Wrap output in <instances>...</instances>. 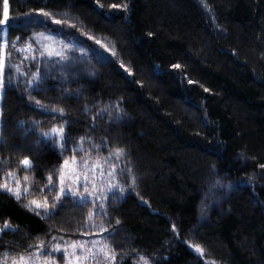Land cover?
<instances>
[{"label": "trees", "instance_id": "obj_1", "mask_svg": "<svg viewBox=\"0 0 264 264\" xmlns=\"http://www.w3.org/2000/svg\"><path fill=\"white\" fill-rule=\"evenodd\" d=\"M4 9L0 0V20ZM7 13L8 68L26 67L0 99L5 170L23 172L29 157L36 186L61 162L38 136L58 114L39 100L63 110L71 134L123 150L135 193L111 200L105 219L123 264H210L189 243L214 264H264V0H7ZM41 32L103 38L113 57L82 62L87 77L71 78L77 62H27L18 51ZM37 73L43 84L29 87ZM217 179L229 187L210 191ZM88 210L67 199L41 217L0 192V253L74 238Z\"/></svg>", "mask_w": 264, "mask_h": 264}, {"label": "rangeland", "instance_id": "obj_2", "mask_svg": "<svg viewBox=\"0 0 264 264\" xmlns=\"http://www.w3.org/2000/svg\"><path fill=\"white\" fill-rule=\"evenodd\" d=\"M4 15H5V9H4ZM6 34V29L4 30L3 37ZM47 34V33H46ZM79 35V34H78ZM34 36V35H33ZM32 36V37H33ZM80 36V35H79ZM81 40H83V44H78L76 40L67 39L65 36H58L53 34V38L50 39H43V44L46 47H41L40 44L36 42V40L32 39L29 43L32 44L33 49L35 51L29 52L24 51V60L27 62H33L36 61L40 64H47V63H58V64H64L66 61H61L58 57L53 55L51 58L48 57L47 52L49 50L55 52V51H63L64 54L67 55L68 60L72 62H77L78 66L83 62L86 67H91L90 65H93L96 61L108 57L112 58L113 53L110 51V45L105 41V39H88L86 36H80ZM99 41L100 43L97 44L96 42ZM5 42V39H3V43ZM28 44V43H27ZM67 44L68 48H64V45ZM26 44L23 46V49L25 48ZM18 52V51H16ZM43 53V56L41 55ZM25 55L28 56V59H25ZM6 59H5V68H4V81H5V87L11 85H14L15 83L18 84V78L21 74L22 69L20 67H26L22 62H19L18 65H10L8 68V55L5 53ZM35 56L36 59H32V57ZM85 66L79 67V70H76V67H73L72 73H65L66 76H69L71 78L76 77L78 75L85 76L88 75V72L85 70ZM84 67V69H83ZM19 69V70H18ZM77 72V73H76ZM82 74V75H81ZM12 75V76H11ZM13 78L11 82H9L10 78ZM87 77V76H85ZM80 82V81H79ZM78 83H76L75 86H77ZM81 83V82H80ZM43 83H39L37 87L41 86ZM4 87V88H5ZM36 87V86H35ZM3 89H0V99L2 96V93L4 91ZM34 107H36L39 110H42L40 106H37L36 103H32ZM46 111H50L53 113V110H49L46 107H44ZM118 107L114 106L112 109L113 116L117 118L119 116V119L124 120V115L122 114V111L120 109V112L117 113L116 109ZM44 111V110H42ZM58 114L59 111H56ZM58 122L52 126L51 128L47 130H41L38 133L39 139L49 142V144L55 149L57 154L61 156V162L60 164L53 169V172L49 175H46V177L43 179V182L40 183V185H36L34 183L33 176L31 172L26 169L23 172L19 170H13L8 171L5 170V168L0 164V183H8L10 187H12L14 190L17 187V181L20 184V189L24 193L20 199H17L12 193H9L7 191L0 190V192H5L13 196L15 199H17L19 202L23 204L29 211L33 212L34 214H37L41 217H47L51 215L59 205L63 204L65 200H69L72 204H79L71 195L69 194L66 198H63L62 203H58L56 201V195L60 191V184H59V176L61 174V165L64 163L65 160H68L69 164L67 169H64L66 175L69 173H72L73 171L76 173H81V170L85 169V166L87 165V168L92 170V174L96 178V182H100V175L103 172L104 173V179L106 182H109L107 180V172L112 170V165L115 164L116 166V176L113 181V183H118L122 185L125 189V192L123 195L119 193V191H115L113 193H109L107 198L103 201L104 203V209H100L98 207V202L94 201L91 197L88 198V202L84 203L85 205L89 206V211H93V217L92 220L86 221L84 228L78 233V235L74 238H62L55 240L52 244H43L42 248H38V245H41L39 243L36 248L28 253L23 255H17L12 256L7 252L0 253V264H13V260L17 261V264H20V257H24L23 264H44V260L51 256L52 259L56 261V264H65L64 254L63 251L59 253H51V248L55 244H60L61 248L65 246V242H69V244L72 241H88L89 246H91L90 242L92 240H97L102 243H107L109 246V239H108V233H101L100 232V225L103 224L105 228L108 229L106 224V208L108 206V203L111 200H118L121 201L123 198L131 193L134 194V186H133V180H131L128 168L124 155L120 158H116L115 151L113 149H109L107 145L104 142L101 143H93L88 140V137L85 135H74L71 134L67 130V120L65 118H61L59 115ZM61 125H66V139H67V148L63 152L61 151V146L59 143V138L55 139H45L40 134L44 132H51L53 128H59ZM83 138V139H82ZM74 148H78L79 150L73 151ZM75 158V159H73ZM107 159V162L106 161ZM100 167H97V166ZM12 173L11 176L8 174ZM52 176V181L49 182L48 177ZM27 178V179H25ZM208 184V183H207ZM66 186H73L76 187L80 192H83V174L80 176V184L75 185L73 184L72 180H66ZM208 186V185H207ZM89 188L91 190V185L89 184ZM27 189V191H24ZM214 202H218L220 199L212 197ZM204 200V198H203ZM32 201H36L43 205L45 202H47L50 212H46L44 208H35L34 205L29 207ZM53 205H57V207L53 208ZM83 205V204H82ZM94 205L95 208H94ZM199 211L201 210V206L198 208ZM95 224L96 227H92V225ZM9 227L7 225H4L2 230H6ZM1 231V230H0ZM190 249L198 256L204 259V262L211 263L209 260L205 259L203 257V252L197 253L195 251V245L190 244ZM112 247V246H111ZM113 249V248H112ZM69 251L71 252V248L69 247ZM114 251V250H113ZM39 252V257L36 256V253ZM80 253V250L77 249V254ZM116 253V252H115ZM7 254V255H5ZM126 259L125 256H120L116 253V260L114 262H109V264H123L124 260ZM145 261H147V264H151L149 260L146 258L141 259V257L137 258L133 264H145ZM89 264H92L90 261Z\"/></svg>", "mask_w": 264, "mask_h": 264}, {"label": "snow or ice", "instance_id": "obj_3", "mask_svg": "<svg viewBox=\"0 0 264 264\" xmlns=\"http://www.w3.org/2000/svg\"><path fill=\"white\" fill-rule=\"evenodd\" d=\"M39 14L43 15L46 18L50 16V13L44 11L43 9H41L39 11ZM9 22H10V20H9V16L7 13V0H5V15H4V19L0 20V26H7L9 24ZM53 23L60 24L61 21L53 20ZM50 38H53V33H47L46 34L44 32H41V33L34 34V36L32 37V39L36 40V42L38 44H40L41 47H46L43 44V39H50ZM17 39H19V37ZM88 39H92V37H88ZM12 43H13V46H15V41H13ZM96 43L99 44L100 42L97 41ZM6 46H7V41H5L4 43H0V89H3L5 87L4 68L6 66L5 65ZM64 48H68V45L65 44ZM26 50L29 52L35 51V49H33L31 43L26 44L24 49H18V51H21V52H24ZM41 55L43 56V53ZM47 55L49 58H51L53 55H55L61 61H67L68 60L67 55L64 54L63 51L53 52V51L49 50L47 52ZM25 59H28L27 55H25ZM32 59H36V57L33 56ZM49 67H52V66H49ZM173 67H179V66L174 65ZM40 80H41V75L39 73L34 74L32 79L28 82L29 87L38 86ZM190 83H191V81H190ZM205 91H207V89H205ZM35 103L37 106H40L42 110L46 111L44 106L40 104L39 100H36ZM116 111H117V113H119L120 109L117 108ZM53 114L57 115L55 109H53ZM58 115L61 118L63 117V110L62 109L60 110ZM117 118L119 119V116H117ZM65 129H66V125H61L59 128H53L51 132H44V133H41L40 135L42 137H44L45 139H55L58 137L59 143L61 146V151L63 152L67 148V139H66ZM2 143H3V140H2V138H0V144H2ZM77 150H79V149L78 148L73 149V151H77ZM123 155H124V152L122 149H116V151H115L116 158H120ZM73 159H75V158H73ZM107 159H109V158H106L105 162H107ZM68 164H69L68 160H65L64 163L61 165L62 171H61V174L59 176L60 191L56 195V201L58 203H62L63 198H66L69 194L71 195V197H73L81 205L88 202V198L91 197L94 201L98 202V207L102 210V209H104L103 201L107 198L109 193L119 191V193L121 195L124 194L125 189L122 185H120L118 183L110 182V181H113L115 179V176H116L115 164L112 165V170L107 172V180L109 182L105 181L104 173L102 172L100 175V182L99 183L96 182V178L92 174V170L87 168V165L85 166L84 170H81V173H76L73 171L72 173H69L66 175L64 169H67ZM20 165L23 168L28 169V168L32 167V162H31L29 157H24L20 161ZM97 167H100V166L98 165ZM261 167H264V165H262ZM129 171H131V170L129 169ZM81 174H83V188H84L83 192H80L76 187L66 186V180H69V179L72 180L73 184L79 185ZM8 175L11 176L12 173H9ZM25 179H27V178H25ZM48 180H49V182H51L52 176H49ZM89 184L91 185V190L89 188ZM134 185H135V178H133V186ZM227 187H229V186L223 185L222 182L219 179H217L215 181V183L213 185H211L210 191L215 190V189H220V188H227ZM0 190L12 193L17 199H20L21 196L24 194L20 189V184L18 181H17V187L15 190L12 187H10L8 183H0ZM24 191H27V189H25ZM203 203L204 202L202 201V207H201L202 212H203ZM32 205H34L35 208H37V209L44 208V210L46 212L51 211L48 207L47 202H45L43 205H41L40 203H38L36 201H32L31 204L29 205V207H31ZM95 206L96 205H94V208H95ZM55 207H57V205H53V208H55ZM92 217H93V211H89L87 219L92 220ZM119 223H120V221L117 220L116 224L119 225ZM92 227H96V225L93 224ZM108 231L109 230L107 228H105L103 224L100 225V232L101 233H106ZM173 231H175V226H173ZM53 239H55V237ZM90 244H91V246H89L88 241H72L70 244H69V242H65V246L63 247V249L61 248L60 244H55L51 248V253H59V252L63 251L65 264H89L90 261L92 262V264H109V262H114L116 260L115 251H113L112 247L109 246L107 243H102V242L97 241V240H92L90 242ZM42 246H43V244L41 243V245H38L37 247L42 248ZM69 247L71 248V252L69 251ZM77 249L80 250L79 254H77ZM195 251L197 253L202 254V249L198 245L195 246ZM5 255H7V254H5ZM39 255H40V253L37 252L36 256L39 257ZM141 259H144V258L141 257ZM23 262H24V257L21 256L20 257V264H23ZM13 264H17V261L13 260ZM44 264H56V261L54 259H52L51 256H49L48 258H46L44 260ZM145 264H147V261H145Z\"/></svg>", "mask_w": 264, "mask_h": 264}]
</instances>
